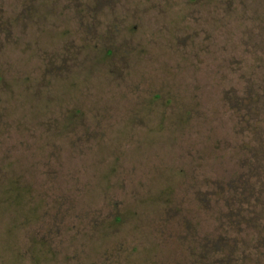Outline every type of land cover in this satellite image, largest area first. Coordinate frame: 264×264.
Returning a JSON list of instances; mask_svg holds the SVG:
<instances>
[{"label":"rangeland","instance_id":"rangeland-1","mask_svg":"<svg viewBox=\"0 0 264 264\" xmlns=\"http://www.w3.org/2000/svg\"><path fill=\"white\" fill-rule=\"evenodd\" d=\"M0 264H264V0H0Z\"/></svg>","mask_w":264,"mask_h":264}]
</instances>
